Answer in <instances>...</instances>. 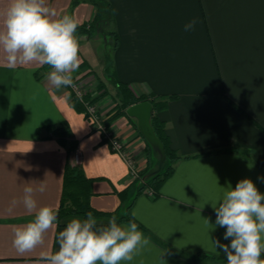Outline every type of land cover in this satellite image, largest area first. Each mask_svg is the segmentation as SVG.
Segmentation results:
<instances>
[{
    "label": "crops",
    "instance_id": "1",
    "mask_svg": "<svg viewBox=\"0 0 264 264\" xmlns=\"http://www.w3.org/2000/svg\"><path fill=\"white\" fill-rule=\"evenodd\" d=\"M74 1L46 0L57 16L93 23L94 0ZM7 5L0 0V28ZM102 8L91 37L76 34L81 63L73 76L85 92L98 79L105 81L108 94L96 102L106 121L120 108L115 81L128 84L134 96L167 98L158 116L181 158L158 186L146 182L163 158L142 132L138 116L127 112L142 102L136 99L110 121L137 163L140 178L133 179L125 159L72 105L68 89L48 83L50 67H10L0 49V264H37L41 248L21 255L13 246L14 228L34 213L11 202L22 199L25 182L45 180L46 191L35 194L38 207L59 210L75 150L89 178L97 226L135 213L144 227L138 230L150 241L121 264H227L213 244L216 239L230 243L223 238L226 229L214 226L213 206L244 178L264 193L258 179L264 176V0H108ZM193 18H198L195 29L184 31ZM91 42L97 68L82 50ZM62 122L70 126L73 149L48 129ZM74 218L86 219L87 213H59L57 226L46 233L45 249H58V232Z\"/></svg>",
    "mask_w": 264,
    "mask_h": 264
},
{
    "label": "clouds",
    "instance_id": "2",
    "mask_svg": "<svg viewBox=\"0 0 264 264\" xmlns=\"http://www.w3.org/2000/svg\"><path fill=\"white\" fill-rule=\"evenodd\" d=\"M197 23L198 18H193L184 25V31L194 30ZM78 27L75 17L57 16L46 0H8L0 28V49L10 67L17 63L48 65L51 71L45 78L53 88L74 87L73 73L81 63ZM258 179L264 182V176ZM46 189L45 180L25 182L22 199L11 202L12 207L22 203L28 214L34 213L32 220L14 228L13 246L21 255L41 248L37 264H121L132 261L150 243L134 220L122 225L112 216L106 226L98 227L89 211L86 219L74 218L58 232L57 250L45 249L46 233L58 224V210L51 205L38 207L35 199L37 192L42 194ZM213 209L214 226L225 228L223 238L230 239L229 244L213 240L227 264H264V193L254 182L239 180Z\"/></svg>",
    "mask_w": 264,
    "mask_h": 264
},
{
    "label": "trees",
    "instance_id": "3",
    "mask_svg": "<svg viewBox=\"0 0 264 264\" xmlns=\"http://www.w3.org/2000/svg\"><path fill=\"white\" fill-rule=\"evenodd\" d=\"M80 0H75L73 4L79 3ZM94 5L96 7V14L93 23L89 24H79L77 28V35H84L86 37H91L94 31V25L96 21L101 17L103 8L102 6H108V0H94ZM84 63V62H83ZM48 66V65H47ZM50 67V66H48ZM115 85L119 88L121 96L118 102H116V106L120 105V108L115 111V113L110 117V120H105V123L110 126L111 120L122 114L123 110H125L128 105L131 103L141 100V101H150L154 107L155 113L151 119V125L154 129L156 136L159 138L163 145L164 158L162 159V167H160L157 172L152 175L151 178L146 179V182H150L158 186L159 183L164 181L167 177L172 174L173 171V163L181 158V155L174 149L169 140V136L167 133L166 123L162 121L158 112L164 109L167 106V98L164 97H156L149 96L147 94H141L139 96H134L132 93V89L128 86V84L115 81ZM98 91V97L91 99L95 93ZM106 83L102 79H98V84L95 88V92H87L82 99L78 97H74L71 101L72 105L75 106L79 111L85 112V102L87 100L95 101L101 95L107 94ZM137 99V100H136ZM52 135H55L58 140L67 145L70 144L69 149H73L76 147V143L70 142L71 130L70 126L67 122H62L57 125L49 126ZM148 180V181H147ZM90 190H89V178H85L80 165H67L65 170L64 177V189L61 205L59 207L60 215H65L68 213H88L89 211L93 212L90 204H89ZM69 200L70 204L66 206V201ZM126 220L127 222L133 221L137 223L138 229L144 230V227L139 223L130 213H127L124 217L119 219V221ZM208 257V255H204Z\"/></svg>",
    "mask_w": 264,
    "mask_h": 264
},
{
    "label": "built area",
    "instance_id": "4",
    "mask_svg": "<svg viewBox=\"0 0 264 264\" xmlns=\"http://www.w3.org/2000/svg\"><path fill=\"white\" fill-rule=\"evenodd\" d=\"M73 79H74V87H66L69 91L71 101L74 97H78L82 99L84 95L87 93L85 92L83 86L75 76H73ZM93 98H95V95L91 99ZM85 114L89 118V121L91 122L92 126L103 133L104 139L110 144L111 148L115 152H117L120 156H122L123 159H125V161L127 162L130 168L131 177L133 179H139L140 172L137 168V163L135 159L127 150L125 143L117 136L115 131L112 129L111 125L108 126L105 123V120L102 118L101 114L99 113L97 102L92 100H87L85 102ZM73 157H74V164L81 165L82 155L78 150L74 151Z\"/></svg>",
    "mask_w": 264,
    "mask_h": 264
},
{
    "label": "water",
    "instance_id": "5",
    "mask_svg": "<svg viewBox=\"0 0 264 264\" xmlns=\"http://www.w3.org/2000/svg\"><path fill=\"white\" fill-rule=\"evenodd\" d=\"M128 114L138 116L139 126L146 136V138L153 144L159 146L162 158H164L163 145L159 138L156 136L154 129L151 125V116L154 112V107L150 101H142L130 106L127 110ZM59 215V213H58Z\"/></svg>",
    "mask_w": 264,
    "mask_h": 264
},
{
    "label": "rangeland",
    "instance_id": "6",
    "mask_svg": "<svg viewBox=\"0 0 264 264\" xmlns=\"http://www.w3.org/2000/svg\"><path fill=\"white\" fill-rule=\"evenodd\" d=\"M98 32V31H97ZM99 33V32H98ZM102 42H103V44H104V41H101V44H102ZM82 50H83V52H84V54L85 55H87V56H89V57H91L92 59H93V63H94V67H98L99 66V60H98V58H97V56H96V54H95V52H94V44H93V42H91L90 44H86V45H84L83 46V48H82ZM93 53V54H92ZM104 81V80H103ZM97 84H98V81H97ZM97 84H96V86H97ZM96 86H95V88H96ZM95 88L91 91V92H95ZM97 93H98V91H97ZM96 94V93H95ZM99 94V93H98ZM108 94V93H107ZM103 95H105V94H103ZM102 95V96H103ZM96 97V96H95ZM98 97V96H97ZM95 102H96V100H95ZM74 164V163H73ZM70 204V201L69 200H67L66 201V206H68Z\"/></svg>",
    "mask_w": 264,
    "mask_h": 264
}]
</instances>
